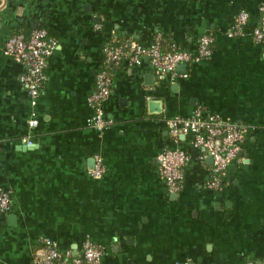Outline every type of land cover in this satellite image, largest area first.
Wrapping results in <instances>:
<instances>
[{
    "label": "crops",
    "instance_id": "crops-1",
    "mask_svg": "<svg viewBox=\"0 0 264 264\" xmlns=\"http://www.w3.org/2000/svg\"><path fill=\"white\" fill-rule=\"evenodd\" d=\"M261 3L0 0V188L11 196L0 213V264H34L46 240L75 254L86 239L104 249L98 264L264 263V43L251 37ZM241 10L248 25L229 38ZM34 29L57 46L32 106L19 81L25 66L1 49L9 36ZM204 35L213 38L212 54L180 70L185 77H158L147 58L132 63L125 53L109 66L102 109L111 124L102 132L87 125V98L114 38L147 45L159 36L165 49L194 54ZM149 102H160L159 111ZM197 111L245 128L221 192L205 188L212 162L192 135L173 140L167 129L168 119ZM164 148L189 157L176 198L157 173ZM96 155L106 168L99 179L90 175Z\"/></svg>",
    "mask_w": 264,
    "mask_h": 264
},
{
    "label": "built area",
    "instance_id": "built-area-1",
    "mask_svg": "<svg viewBox=\"0 0 264 264\" xmlns=\"http://www.w3.org/2000/svg\"><path fill=\"white\" fill-rule=\"evenodd\" d=\"M258 22L252 28L251 37L255 44L264 43V3L258 7ZM248 12L241 10L234 19V23L226 31L229 38L241 37L249 22ZM213 38L204 35L198 42L194 54L175 48L165 51L160 42V37L155 36L152 41L143 45L129 40L123 46L117 45L114 38L103 48V63L96 73L95 84L87 98V104L92 111L87 125L97 132L104 131L111 124L103 113L102 105L109 97L111 89V77L107 69L110 64L117 66L129 55L132 63H138L147 58L153 73L158 77L170 78L185 77L177 68L181 65L188 67L199 61L210 58ZM55 40L47 35L44 29H34L28 34H14L9 36L3 46L2 54L15 62L22 63L26 70L20 76L19 81L26 90L30 104L35 106L43 88L48 59L56 48ZM30 128L36 126L35 120L28 122ZM169 135L173 140L186 134L192 135V145L204 152V157L211 160V174L205 188L213 192H221L224 187V175L227 167L232 162L239 161V153L244 141V126L238 122L225 121L217 116L202 117L200 111L188 118L173 117L166 122ZM26 145L31 146L32 141L26 140ZM94 164L90 175L101 178L105 173V164L100 155L93 157ZM189 157L177 148H164L157 156V173L162 179L167 192L171 195L181 191L184 180V168ZM10 192L0 188V213H6L10 209ZM104 249L94 245L88 239L82 242L80 250L75 254L60 252L55 244L49 240L43 242L39 254L34 259V264H58L63 260L67 264H98ZM176 264H190L188 261ZM244 264H264L263 262L246 261Z\"/></svg>",
    "mask_w": 264,
    "mask_h": 264
},
{
    "label": "water",
    "instance_id": "water-1",
    "mask_svg": "<svg viewBox=\"0 0 264 264\" xmlns=\"http://www.w3.org/2000/svg\"><path fill=\"white\" fill-rule=\"evenodd\" d=\"M110 66H112V63L110 64ZM184 66L183 65H181V66H179L178 68H177V71L179 72L180 70H184ZM162 104L160 103V102H153V103H148V108H152V107H154L155 109H156V111H159V109H160V106H161ZM149 110V109H148ZM160 113V112H159ZM90 162V165H91V167L93 168V164H94V161L93 160H90L89 161ZM171 197L172 198H176V195H171Z\"/></svg>",
    "mask_w": 264,
    "mask_h": 264
},
{
    "label": "trees",
    "instance_id": "trees-1",
    "mask_svg": "<svg viewBox=\"0 0 264 264\" xmlns=\"http://www.w3.org/2000/svg\"><path fill=\"white\" fill-rule=\"evenodd\" d=\"M16 34H18V33H16ZM162 46H163V48H164L165 51H167V50L170 49V47H168V46H167L168 48L165 49V45H163V44H162ZM107 69H108V71H109V68H108V67H107Z\"/></svg>",
    "mask_w": 264,
    "mask_h": 264
}]
</instances>
